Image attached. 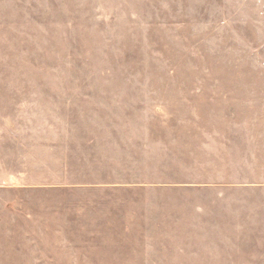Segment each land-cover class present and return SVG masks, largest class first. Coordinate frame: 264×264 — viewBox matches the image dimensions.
Masks as SVG:
<instances>
[{"label": "rangeland", "instance_id": "rangeland-1", "mask_svg": "<svg viewBox=\"0 0 264 264\" xmlns=\"http://www.w3.org/2000/svg\"><path fill=\"white\" fill-rule=\"evenodd\" d=\"M230 11L0 0V76L28 82L2 86L37 105L33 184L2 196L0 264H264V156L232 169L218 141L226 82L264 91L261 37Z\"/></svg>", "mask_w": 264, "mask_h": 264}, {"label": "crops", "instance_id": "crops-1", "mask_svg": "<svg viewBox=\"0 0 264 264\" xmlns=\"http://www.w3.org/2000/svg\"><path fill=\"white\" fill-rule=\"evenodd\" d=\"M224 1L227 12L230 13L232 8L235 23L248 25L253 30L252 35L256 33L261 37L260 43L253 50L264 51V0ZM12 83L27 85L28 82L26 79L16 81L0 76V208L5 206L7 209L14 208L15 204L11 197L2 199L3 195L7 197L11 196V193L25 191L33 184V170L29 169L28 164H33L34 160L35 107H37L34 92L27 91V87L26 90L15 91L11 87L2 86ZM226 83L233 86H224L223 90L219 91V107H222L221 110L224 109L227 115L224 128H219L220 153L223 151V154L231 156V159L225 161L228 167L233 169L235 166H241L242 171L250 170L256 173L257 168L254 164L255 166L259 164V155L264 156V123H258V117L255 118V122L248 123L237 114L243 109L245 114L264 119V91H253L245 95L241 91L242 88L237 86L239 84L237 81ZM42 140L43 138L40 139ZM237 155H240V159ZM245 165L251 166V169ZM234 175L218 174L211 178L213 181H218L214 185H220V181L236 180L235 178L238 177ZM2 221H5V218L2 219L0 216V226L3 225ZM9 232L12 234L11 230Z\"/></svg>", "mask_w": 264, "mask_h": 264}]
</instances>
